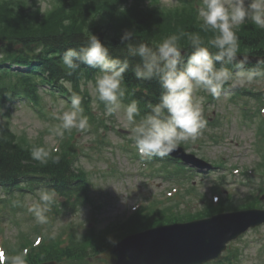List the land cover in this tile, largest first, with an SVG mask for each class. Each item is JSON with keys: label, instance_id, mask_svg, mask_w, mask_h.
Masks as SVG:
<instances>
[{"label": "clouds", "instance_id": "clouds-1", "mask_svg": "<svg viewBox=\"0 0 264 264\" xmlns=\"http://www.w3.org/2000/svg\"><path fill=\"white\" fill-rule=\"evenodd\" d=\"M196 19L204 33H212L207 40L199 32H181L159 42L146 43L137 39L133 31L125 30L120 45L125 48L126 56L120 59L110 56L109 46L89 32L83 46L68 48L60 59L68 75L81 65L98 70L95 100L104 106L105 118L116 115L123 107L132 145L142 159L166 157L178 144L200 136L207 121L203 118V97H196L197 91L218 98L226 85L238 87L264 80V63L245 68L248 61L238 56L235 31L248 23L264 31V0H201ZM181 40H186L187 49L182 48ZM130 58H138L131 68L136 79L155 80L161 89L158 101L149 102L143 115L138 101L123 104L126 94L131 95L123 86L131 67ZM68 99V107L52 116L58 123L48 131L55 137L63 138L73 130L81 134L90 131L89 118L82 108L83 97L71 92ZM29 152L39 164L47 163L51 156V149L45 146L34 145ZM56 205L57 193L50 189L38 190L27 206L19 200L12 201L13 207H26L39 225L49 224V213ZM45 235L50 240L57 237L54 230ZM5 259L7 264H27V250L8 257L0 250V264Z\"/></svg>", "mask_w": 264, "mask_h": 264}, {"label": "rangeland", "instance_id": "rangeland-1", "mask_svg": "<svg viewBox=\"0 0 264 264\" xmlns=\"http://www.w3.org/2000/svg\"><path fill=\"white\" fill-rule=\"evenodd\" d=\"M30 3L36 2L41 6L43 10H48L53 8V3L51 1L45 0H29ZM167 6L177 4V0H162ZM264 85V80H258L251 85H244L246 89H251L253 91H258L260 87ZM93 95H95L94 84L90 85ZM45 92V91H43ZM46 93V92H45ZM203 91H197L195 93L196 97L202 95ZM206 94V93H205ZM208 95V94H206ZM42 102L43 112L46 114L45 118L40 116V113L30 104L17 103L12 109L11 126L13 131L21 133L25 131L32 139H36L40 136L41 132H46L47 127L50 124H56L57 121L52 118L54 113H59L67 108V103L65 100L60 99L59 102H53L52 98L45 94ZM209 97V96H207ZM222 99L213 105H207L203 109V118L210 120L212 118H217L221 116L219 125L216 129H212L211 126L206 124V127L202 130L203 133L207 135L199 136L195 140H190L185 143L191 145V152H197L202 157H207L211 161L224 160L225 164L230 167L227 170H219L213 174L206 176H200L193 178L196 181L197 186L201 184V190L209 187L216 179L217 176L221 174L227 176L225 190L238 193L244 192L246 189L242 187L241 173L233 174V166L241 168L244 170L250 166L254 161L255 157H252L253 151L255 152L256 143L258 142V136L255 132V125L250 124L242 118L243 112L242 107L227 105L230 98L229 94H225L221 97ZM37 113H36V112ZM4 112V111H3ZM2 115L0 113V119ZM242 118V119H241ZM107 123L117 129H128L126 122L123 119V107L119 112L114 115L113 118L108 117ZM129 130V129H128ZM217 134V136L223 138L219 144L209 143L210 135ZM46 144L53 147L57 141V137L47 134L45 137ZM109 143L103 148V155L106 160H90L88 158H81L79 165L89 172L90 179L92 181L91 194L94 202L99 204L104 201L103 209L100 213L95 215V218L99 221V225L107 221L118 220L122 217V214L130 208L137 200L148 198L149 195L153 197H159L164 195V192L170 188L169 185L164 181L163 178H148L150 177L146 174L148 171L146 168L138 162L132 161L131 157L126 154V152L121 149L124 145V137L120 136L114 129L111 128L108 131ZM130 139V136L128 137ZM92 141L90 136L83 137L82 143H84L85 148H88V144ZM115 166L118 170V180L111 179L106 181L107 173H101L102 171L107 172L111 167ZM140 172L146 174V176L140 175ZM106 175V176H103ZM148 178V179H147ZM207 191V190H206ZM2 197V194H0ZM35 196H37L35 194ZM35 198L31 195L25 197L26 205H30ZM146 201V200H145ZM264 203V202H263ZM18 220H20L19 226H14L5 222L7 227L4 231L6 239L11 240L16 237L18 231L23 229L24 232L29 233L36 225L34 218L27 211L22 213H17L14 215ZM94 215L91 207H85L80 209L75 214L71 211H65L64 216H59L55 222V229L58 230L64 224H84L89 225L90 221H93ZM83 228V227H82ZM264 243V227L248 232L242 240L234 244V247H239L244 252V259L242 264H264V255L260 257V244ZM105 264V263H99Z\"/></svg>", "mask_w": 264, "mask_h": 264}, {"label": "trees", "instance_id": "trees-1", "mask_svg": "<svg viewBox=\"0 0 264 264\" xmlns=\"http://www.w3.org/2000/svg\"><path fill=\"white\" fill-rule=\"evenodd\" d=\"M62 6L66 4L71 8L72 13L66 15L63 9L56 11L45 19H35V13L27 14L23 11H13L5 5L0 4V43L5 57L13 58L19 56L18 62H24L32 65L37 69H44L51 74L57 75L62 73L60 58L57 56L64 53L68 48H79L84 45L87 35L90 33L98 36L103 43L104 35L101 32V25H106L113 20L110 31L116 33L118 40L125 30H131L137 39L146 43L159 42L163 38L181 32H199L200 35L207 40L212 35L211 32L204 33L200 28V23L192 18H182L177 20L175 26L169 25L167 22H160L157 18L149 16L145 8L140 4H135L131 8L122 9V0H57ZM65 2V3H64ZM113 2L115 4H113ZM128 3V0H124ZM147 13V14H146ZM98 15H102L103 18ZM39 17V15H38ZM90 17H92L90 19ZM66 21L69 23L66 24ZM154 21V22H153ZM88 22L90 27H88ZM239 40V48L244 49L247 43H251L255 49H264V31L259 30L256 26L242 27L240 31H236ZM115 40V39H113ZM185 42V43H184ZM181 46H186V40L180 41ZM14 46H22L23 49L13 52ZM41 46L44 52L41 56L34 59L33 62L27 61V54ZM109 50L117 57L124 58L126 56L125 48L120 45V41L108 44ZM240 49L239 51H241ZM214 51V50H213ZM24 55V56H21ZM55 55L54 57H50ZM131 68L138 63V58H130ZM128 76V74H127ZM126 76V83L131 84L129 87L131 93L135 95V89L144 87H152L151 81L140 82V85L132 84ZM135 77V76H133ZM10 78V74L5 72L2 76V84H0V93L7 96L9 87L6 80ZM18 81L31 85L32 78L27 76H17ZM154 88L160 89L159 84H155ZM160 91V90H159ZM132 98L143 108L142 101L145 104L149 102L155 103L157 99L154 96H142V98ZM0 187L13 188L18 186L22 181L29 182L27 175L42 170L43 173L54 178V186L61 188L65 185V173L68 167L63 165L61 161H55L57 165L45 167V164H33L29 149L32 145L17 139L8 131L3 130L0 134ZM61 162V163H59ZM59 163V165H58ZM45 167V168H44ZM150 214H138L131 223L130 229H139L144 226L162 224L166 220L167 213L159 215L158 210L154 211V207L150 208ZM115 241L108 238L101 239L95 245L96 251H101ZM59 251L53 249L50 252L43 253L39 258L32 254L27 258V262L43 259L48 260L56 258Z\"/></svg>", "mask_w": 264, "mask_h": 264}, {"label": "water", "instance_id": "water-1", "mask_svg": "<svg viewBox=\"0 0 264 264\" xmlns=\"http://www.w3.org/2000/svg\"><path fill=\"white\" fill-rule=\"evenodd\" d=\"M181 151H178L176 154H173V156L175 157H181ZM257 223H259L261 220L260 216H255ZM246 228H243L241 230H239L236 233H232L229 234L227 236L222 237L219 240V244L221 246H224V244L231 238L235 237L237 234H239L240 232L244 231ZM147 237V235L144 234L143 235H138L135 237L130 238V240L132 241H137L138 243L145 245L147 242L143 241L142 239H145ZM151 250L155 251V255L147 262H145L142 257L140 256L139 252L135 249H132L130 247L129 241H125L123 243H121L120 245L116 246L110 253V256L112 258L116 259V262L118 264H123L125 259L127 257L132 256V260L131 263L132 264H171L169 260L170 256H174V249L173 247H171L170 245H161L158 241H152L149 246H148ZM136 259H140L143 262H136ZM169 260V261H168ZM174 260V259H173ZM184 262L181 261H177L174 260V264H183Z\"/></svg>", "mask_w": 264, "mask_h": 264}, {"label": "bare ground", "instance_id": "bare-ground-1", "mask_svg": "<svg viewBox=\"0 0 264 264\" xmlns=\"http://www.w3.org/2000/svg\"><path fill=\"white\" fill-rule=\"evenodd\" d=\"M45 93V92H44ZM48 95V94H47Z\"/></svg>", "mask_w": 264, "mask_h": 264}]
</instances>
